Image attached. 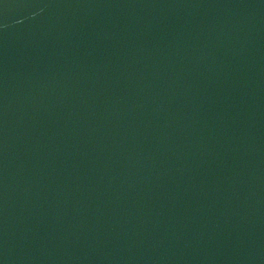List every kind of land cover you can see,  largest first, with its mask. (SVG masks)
Returning <instances> with one entry per match:
<instances>
[{
    "label": "water",
    "instance_id": "water-1",
    "mask_svg": "<svg viewBox=\"0 0 264 264\" xmlns=\"http://www.w3.org/2000/svg\"><path fill=\"white\" fill-rule=\"evenodd\" d=\"M0 264H264V0H0Z\"/></svg>",
    "mask_w": 264,
    "mask_h": 264
}]
</instances>
